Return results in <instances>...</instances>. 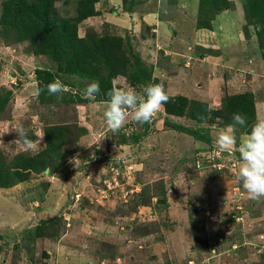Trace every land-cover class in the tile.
Wrapping results in <instances>:
<instances>
[{"label":"rangeland","instance_id":"rangeland-1","mask_svg":"<svg viewBox=\"0 0 264 264\" xmlns=\"http://www.w3.org/2000/svg\"><path fill=\"white\" fill-rule=\"evenodd\" d=\"M244 3L0 0V264H264V198L249 199L235 179L239 137L264 119V0L250 1L251 19ZM123 12L178 16L184 37L198 17L211 23L193 49L207 58L191 78L197 91L184 96L183 118L170 117L209 129L211 144L159 124L164 106L143 125L130 111L113 133L106 101L83 97L93 80L104 90L131 87L112 73L134 66L135 48L149 61L140 42L152 41L150 27L106 22ZM53 40L58 50L49 52ZM79 40L86 49L70 56ZM38 69L63 82L62 99L38 87ZM211 73L216 81L205 79ZM246 95L257 115L237 126V146L223 150L218 132L233 123L230 104L250 102ZM21 123L31 139L44 135L40 146L13 143Z\"/></svg>","mask_w":264,"mask_h":264},{"label":"clouds","instance_id":"clouds-1","mask_svg":"<svg viewBox=\"0 0 264 264\" xmlns=\"http://www.w3.org/2000/svg\"><path fill=\"white\" fill-rule=\"evenodd\" d=\"M142 92L135 88L113 87L106 93L108 100L107 108L103 113L107 127L117 133L125 125L129 112L133 114L136 123L143 125L151 122L163 106L169 101L165 85L160 83H149L141 85ZM49 95L62 99L66 86L59 79L46 85ZM101 93V85L97 80L91 81L83 90L82 95L86 99L95 100ZM233 123L218 132L217 143L223 150H230L237 146V126H245L247 118L240 113H234ZM14 132L17 138L13 143L20 144L25 150H33L40 146L44 135L37 140L29 137L28 131L21 123L16 126ZM98 135H102L98 133ZM238 152L240 164L236 181L242 186L247 197L251 200L264 198V119H258L252 126L250 132L239 137ZM78 160V159H76Z\"/></svg>","mask_w":264,"mask_h":264},{"label":"crops","instance_id":"crops-1","mask_svg":"<svg viewBox=\"0 0 264 264\" xmlns=\"http://www.w3.org/2000/svg\"><path fill=\"white\" fill-rule=\"evenodd\" d=\"M179 9L182 10L183 8L179 7L175 10ZM102 16L105 15L102 14L98 17L102 18ZM178 19V16L173 19L168 14L163 18H160L155 12L143 14L137 12H123L117 16H112V19L108 18L106 22H109L114 26L116 25V27L124 22H128L129 25L136 22L143 23L150 27L151 32L154 34L153 38H151L152 41L146 39L145 41L140 42L141 46H146V56L148 57L150 64L147 63L149 62L148 60L144 61V58H142L140 54L143 47H138V49L135 48V50L139 53L141 59L152 67L153 77L164 83L168 95H181L188 97L197 91L192 87L191 78L194 77L198 69H201L200 67H204V62L207 59L193 51V49L196 50L198 48L197 44L201 42L197 41V38L199 37V34L201 36H208L209 34L210 36L212 32L206 29H198L194 23L191 32L189 33L190 36L188 35L187 37H184L183 32L181 33L176 30ZM135 26H137V24H135ZM173 31L174 33L172 34ZM207 68L209 72L213 70L210 66H207ZM207 72H205V74ZM205 79L208 81H216V76L211 73ZM198 86L199 85H196L199 89L200 87ZM158 123L162 124L160 121ZM243 135L245 134H242V136ZM185 136L188 137L187 135ZM196 142L197 141H195V143ZM62 182H65V180ZM62 182L56 181L53 182V184L57 187H62L60 184H63V187L65 186L67 188L68 186L66 183Z\"/></svg>","mask_w":264,"mask_h":264},{"label":"trees","instance_id":"trees-1","mask_svg":"<svg viewBox=\"0 0 264 264\" xmlns=\"http://www.w3.org/2000/svg\"><path fill=\"white\" fill-rule=\"evenodd\" d=\"M245 1H246V3H244V6H243L244 13H245L247 19H251L252 18V14H251L252 9L250 7L251 6V4H250L251 0H245ZM218 10L219 9L214 10V12H213L214 14L211 18L212 21L214 20L215 16L217 14H219V12H221ZM211 19H210V22H212ZM199 21H200V18L198 17V20H197V28L198 29H210L211 23L210 24L207 23L206 25H201V22H199ZM72 38H75V36L72 35L71 39ZM73 42H71V45L73 48L70 50L69 55L74 57V55H78L79 47H81L80 49L83 48V50L86 48L81 46L84 43V41L79 40L76 43H73ZM47 45H48L47 49L49 52L58 50V45L55 42V40L47 41ZM134 53H135V58H136L135 61H133L134 66L129 65V64L126 65V62H125V66L124 67L122 66V70L120 72H113L112 76H114V78L125 77L126 80H128V83L132 88L140 87L141 85H147L149 83H160L159 79L153 77L152 67L146 65V63L141 59L139 53L136 50ZM86 59H88V58H86ZM110 70H111V68H110ZM35 78H36V82L38 84V87L42 88V89H44V88L46 89V85H48L49 83H52L54 80H56V76L52 71L39 70V69L35 71ZM111 89H112V85H110V87L107 88L106 90H104L101 86V93L98 94L95 101H97V102L98 101H100V102L107 101L108 97H107L106 93L108 91H110ZM168 96H169V101L177 99L180 102V105L179 106L171 105L173 103H171L169 101L164 105V108H165L164 110H165L166 116L162 120V125L164 127H166L167 129L173 130L179 134H184V135L190 136L194 141L201 142V143L206 144V145L211 144L212 143V137H211V133H210L209 129L204 128V127H200V126H198L196 128L186 127L182 124L174 122L170 118L171 116L176 117V118H183L184 117L183 107H186L185 100L187 101L188 98L181 96V95H178V96L168 95ZM245 97L250 101L249 103L246 101L238 100L239 101L237 103L238 105L233 106L232 104H230L231 105L230 110L233 113L242 114L243 116H245L247 118V121H249L251 118L256 116V112L254 109V105L252 104V101H253L252 96L250 97V96L246 95ZM193 101L197 104H203V103L196 101V100H193ZM223 103H224V100H223ZM203 105H205V104H203ZM189 117L190 118H188V119L194 120L195 123H197L198 125L202 124L201 119H198V117H195V116L194 117L189 116ZM250 130H251V128H249L248 130L246 129L243 131L244 133H242V134H246V133L250 132ZM143 135H145V133H143Z\"/></svg>","mask_w":264,"mask_h":264},{"label":"water","instance_id":"water-1","mask_svg":"<svg viewBox=\"0 0 264 264\" xmlns=\"http://www.w3.org/2000/svg\"><path fill=\"white\" fill-rule=\"evenodd\" d=\"M160 203H162V204H165V201H159Z\"/></svg>","mask_w":264,"mask_h":264},{"label":"built area","instance_id":"built-area-1","mask_svg":"<svg viewBox=\"0 0 264 264\" xmlns=\"http://www.w3.org/2000/svg\"><path fill=\"white\" fill-rule=\"evenodd\" d=\"M217 165H219V164H217ZM217 165H214V166H217Z\"/></svg>","mask_w":264,"mask_h":264}]
</instances>
